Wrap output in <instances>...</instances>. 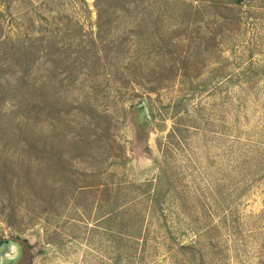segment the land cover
<instances>
[{
	"label": "rangeland",
	"instance_id": "374dc122",
	"mask_svg": "<svg viewBox=\"0 0 264 264\" xmlns=\"http://www.w3.org/2000/svg\"><path fill=\"white\" fill-rule=\"evenodd\" d=\"M0 264H264V0H0Z\"/></svg>",
	"mask_w": 264,
	"mask_h": 264
},
{
	"label": "trees",
	"instance_id": "16d2710c",
	"mask_svg": "<svg viewBox=\"0 0 264 264\" xmlns=\"http://www.w3.org/2000/svg\"><path fill=\"white\" fill-rule=\"evenodd\" d=\"M0 246H1V243H0Z\"/></svg>",
	"mask_w": 264,
	"mask_h": 264
}]
</instances>
